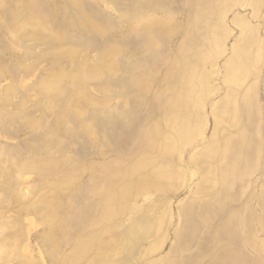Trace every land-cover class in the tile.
Segmentation results:
<instances>
[{"label": "rangeland", "instance_id": "374dc122", "mask_svg": "<svg viewBox=\"0 0 264 264\" xmlns=\"http://www.w3.org/2000/svg\"><path fill=\"white\" fill-rule=\"evenodd\" d=\"M0 264H264V0H0Z\"/></svg>", "mask_w": 264, "mask_h": 264}]
</instances>
